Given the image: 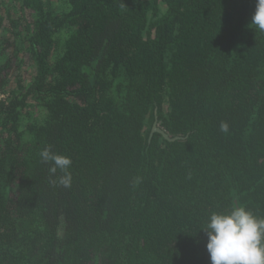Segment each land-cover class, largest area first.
<instances>
[{
    "label": "trees",
    "instance_id": "trees-1",
    "mask_svg": "<svg viewBox=\"0 0 264 264\" xmlns=\"http://www.w3.org/2000/svg\"><path fill=\"white\" fill-rule=\"evenodd\" d=\"M11 4L0 5V264H211L212 214L264 218L256 0ZM48 146L71 158V187L51 182L63 173L42 162Z\"/></svg>",
    "mask_w": 264,
    "mask_h": 264
},
{
    "label": "clouds",
    "instance_id": "clouds-1",
    "mask_svg": "<svg viewBox=\"0 0 264 264\" xmlns=\"http://www.w3.org/2000/svg\"><path fill=\"white\" fill-rule=\"evenodd\" d=\"M251 24L264 32V0H256ZM221 131H229L227 123L221 124ZM40 157L43 163L51 164L50 176L55 177L58 170L63 173L51 181L53 184L71 187L70 157L53 152L51 146L44 148ZM205 231L211 264H264V218H257L245 207L212 214Z\"/></svg>",
    "mask_w": 264,
    "mask_h": 264
},
{
    "label": "rangeland",
    "instance_id": "rangeland-1",
    "mask_svg": "<svg viewBox=\"0 0 264 264\" xmlns=\"http://www.w3.org/2000/svg\"><path fill=\"white\" fill-rule=\"evenodd\" d=\"M11 1L12 0H0V5H2L3 3H6L7 5H10V7H12ZM12 12H13L14 18H16V19L21 18V15L19 14V11L17 9L16 10L14 9ZM22 23H24V22H22ZM24 69H25L24 71H22V70L18 71L17 69H14L12 76H11V86L13 89L16 88V86H17L16 81L18 79L20 80V79L26 78V76H28V73L26 72L27 68H24Z\"/></svg>",
    "mask_w": 264,
    "mask_h": 264
},
{
    "label": "water",
    "instance_id": "water-1",
    "mask_svg": "<svg viewBox=\"0 0 264 264\" xmlns=\"http://www.w3.org/2000/svg\"><path fill=\"white\" fill-rule=\"evenodd\" d=\"M154 131H158L164 135V137L173 140L172 138H169L168 134H166L161 128H159L157 125L154 126Z\"/></svg>",
    "mask_w": 264,
    "mask_h": 264
},
{
    "label": "built area",
    "instance_id": "built-area-1",
    "mask_svg": "<svg viewBox=\"0 0 264 264\" xmlns=\"http://www.w3.org/2000/svg\"><path fill=\"white\" fill-rule=\"evenodd\" d=\"M2 97L0 96V99H1Z\"/></svg>",
    "mask_w": 264,
    "mask_h": 264
}]
</instances>
